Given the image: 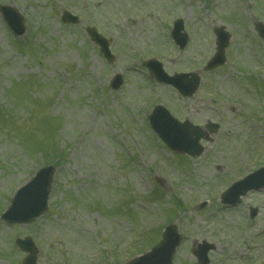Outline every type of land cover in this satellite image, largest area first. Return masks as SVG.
<instances>
[{"label":"rangeland","instance_id":"1","mask_svg":"<svg viewBox=\"0 0 264 264\" xmlns=\"http://www.w3.org/2000/svg\"><path fill=\"white\" fill-rule=\"evenodd\" d=\"M23 17L14 37L0 14V264H21L16 238L30 236L37 264H125L156 244L167 223L183 240L172 264H264V189L234 207L220 194L264 165V0H0ZM64 10L79 24L61 21ZM184 21L180 51L172 22ZM111 40L106 62L85 29ZM231 34L226 63L202 71L215 51L213 30ZM198 70L191 98L149 77ZM123 76L117 90L114 74ZM164 105L179 120L220 128L195 157L170 151L147 114ZM57 167L47 211L29 224L1 220L15 190L42 166ZM206 202L203 209L199 206ZM259 212L249 219L248 208Z\"/></svg>","mask_w":264,"mask_h":264},{"label":"water","instance_id":"2","mask_svg":"<svg viewBox=\"0 0 264 264\" xmlns=\"http://www.w3.org/2000/svg\"><path fill=\"white\" fill-rule=\"evenodd\" d=\"M0 9L6 17L9 25L15 28L16 34H21L23 32V21L17 14L16 10L8 6H1ZM62 20L71 23H77L79 21L76 16H73L68 12L63 13ZM182 26V21L178 20L172 31L173 38L181 48H183L187 42L186 34L181 32L183 30ZM257 30L260 36L264 39V25L257 23ZM87 31L90 34L91 39L100 46L104 56L108 60L113 59V56L108 49V40L98 34L94 28H88ZM216 35V53L207 62L206 69L218 66L225 61L224 48L228 45L229 36L223 32V28L217 29ZM145 65L149 67L151 73L159 81L172 84L185 95H190L191 92L197 88L198 78L193 77L194 75L191 73L168 76L162 70L161 64L154 59L147 61ZM119 83L120 78L119 75H117L115 81L112 82V86L115 87L116 85H119ZM148 120L156 134L172 150L186 152L192 155L199 154L202 151L198 141L201 136L205 135V133L191 125L188 121L179 123L171 117L164 107L156 106L153 112L148 116ZM207 127L211 129L215 126L210 123ZM259 171L264 172V168ZM54 172L55 168L52 165L41 168L31 181L17 192L12 199L10 207L6 213L3 214L2 218L8 223H28L44 213L47 208V201ZM252 176H255V174L249 176V179ZM247 179L248 178L235 184L234 190L237 189L238 193L243 191ZM258 184L259 185L255 187H262L264 185V178H259ZM237 195H235L233 201H236ZM254 214L255 212L252 213V215ZM179 239L180 237L176 234L175 226L169 225L165 228L163 238L158 245L143 256L131 260L128 264H162V260H165L166 264H170V257L175 246L178 244ZM16 244L29 253L24 259L23 264H35L37 252L31 240L29 238H26L25 240L18 239ZM209 247L210 246L208 245L202 246V254H205ZM204 261L206 262L205 259ZM200 264L204 263L200 260Z\"/></svg>","mask_w":264,"mask_h":264}]
</instances>
